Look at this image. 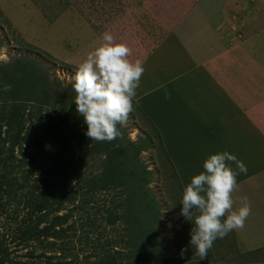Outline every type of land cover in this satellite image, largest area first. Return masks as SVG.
Returning a JSON list of instances; mask_svg holds the SVG:
<instances>
[{
    "label": "crops",
    "instance_id": "0c3cea01",
    "mask_svg": "<svg viewBox=\"0 0 264 264\" xmlns=\"http://www.w3.org/2000/svg\"><path fill=\"white\" fill-rule=\"evenodd\" d=\"M182 1L156 9L162 31L140 60L145 72L134 102L158 132L182 192L211 154L228 151L245 164L247 173L237 176L234 208L247 196L251 214L234 233L246 250L262 248L264 0Z\"/></svg>",
    "mask_w": 264,
    "mask_h": 264
},
{
    "label": "rangeland",
    "instance_id": "374dc122",
    "mask_svg": "<svg viewBox=\"0 0 264 264\" xmlns=\"http://www.w3.org/2000/svg\"><path fill=\"white\" fill-rule=\"evenodd\" d=\"M170 1L0 0V65L6 63L5 61L10 63L18 57L35 60L51 81L47 84L51 90L55 80L62 85L73 83L72 78L78 65L90 51L102 43V36L105 32L111 33L117 42L125 43L131 48V60H142L158 42L162 31L161 26L155 22L154 17L159 14V10L156 9L165 6L170 8ZM188 1L184 0L180 3L184 5ZM243 1L251 2V0ZM263 47L260 46V48ZM241 48H248V44H244ZM254 58L258 56L254 55ZM254 58L249 57L248 63L252 64ZM12 79L11 73L7 71L4 73L0 66V93H4V96L11 91L3 90L5 84L11 85V89L14 88ZM133 108L127 127L121 129L122 142L132 141L140 145L141 150L137 156L139 163L150 171L149 182L146 185L147 194L155 208H158V222L154 226L155 234H149L150 241L154 240L160 246L155 256L162 258L167 264H264V250L250 253L254 250H246L242 247V240L234 231L223 239L214 241L207 258L199 259L195 250L189 246L192 225L180 215L183 192L179 188V178L173 173L163 155L150 121L134 101ZM44 111L45 109L42 110ZM12 121L11 117L0 121L3 126L1 131L4 125L8 126L7 123H12ZM19 153L18 147H15L14 156L18 157ZM100 155L102 156L101 152ZM93 157L95 158H90L85 162L84 172L81 171V174L86 171H92V173L101 171L98 168V159H96L100 156ZM33 172L35 173L34 170ZM11 176L16 179V182L21 180L18 172H13ZM114 190L112 188V191ZM81 198L82 195H78L73 205ZM98 202L108 205L106 204L107 196L99 197ZM62 206L63 208L54 212L53 215H61L66 212L65 207H71L67 203ZM25 212L26 208L22 205L12 203L4 208L0 216V238L4 239L3 247L9 253V257H12L14 261L18 260L19 264H25L24 261L30 259L24 256L29 248H24L16 239V232L21 226L26 225V222L32 225V221L28 222L25 218ZM72 214L73 216L66 225L75 221L74 228L62 232L59 239L47 237L44 241L48 242L47 246L50 248L46 249V246L41 249L36 248L33 251L34 254L43 252L42 257L36 258V261L43 263L46 256L50 255L52 263L59 260L62 264H84L88 259L93 262L95 259L93 256L96 253L103 252L117 257L116 250H123L122 254L125 252L123 247L114 246L112 241L107 242L101 234H98V228L95 226L102 227L104 223L101 221L103 216H98L97 209L87 210L85 208L77 214V217L75 212ZM34 215L32 214V218ZM48 217L49 215L44 217L39 227L46 223ZM66 225L55 227V229H66ZM109 236L110 231L107 234V237ZM96 243L101 246L94 249ZM65 246L69 247L68 250L60 249ZM184 247H188V251L182 259L180 251ZM150 248L152 249L153 246L150 245ZM71 260H76V262H71Z\"/></svg>",
    "mask_w": 264,
    "mask_h": 264
},
{
    "label": "trees",
    "instance_id": "16d2710c",
    "mask_svg": "<svg viewBox=\"0 0 264 264\" xmlns=\"http://www.w3.org/2000/svg\"><path fill=\"white\" fill-rule=\"evenodd\" d=\"M0 66L4 73H11L14 85L5 96L0 93V121L10 117L13 120L4 125L3 131L0 124V216L12 203L26 208L25 218L32 225L26 222L16 232L17 242L29 248L24 256L30 259L25 264H62L59 260L52 263L50 255L40 263L35 259L42 257L43 252L34 254L33 251L43 246L50 248L44 241L47 237L59 239L62 232L73 229L75 221L66 225L72 212L77 217L85 208L97 209L104 223L102 227L95 226L98 234L114 246L120 245L125 252L116 250L117 257L96 253L93 262L88 259L84 264H167L155 256L160 246L149 237L150 233L155 234L158 208L148 198L146 185L150 171L139 163L140 145L132 141L123 143V138L101 145L87 137V125L76 111L72 83L62 85L55 80L50 90L47 84L51 81L35 60L18 57ZM153 130L171 167L158 132ZM15 147L20 152L18 157L13 154ZM95 155L100 156L96 159L101 171L81 174L85 162ZM13 172H18L21 180L16 182L11 176ZM179 188L182 192L180 185ZM78 195L82 198L73 205ZM101 196H107L108 205L99 204ZM64 203L71 207H65L66 212L61 215H53ZM32 214H35L33 218ZM47 215L46 223L39 227ZM61 225L67 228L55 229ZM3 245L4 239L0 238V264H19L9 257ZM94 246L95 249L101 245ZM263 250L264 247L250 253Z\"/></svg>",
    "mask_w": 264,
    "mask_h": 264
},
{
    "label": "clouds",
    "instance_id": "9594fccd",
    "mask_svg": "<svg viewBox=\"0 0 264 264\" xmlns=\"http://www.w3.org/2000/svg\"><path fill=\"white\" fill-rule=\"evenodd\" d=\"M131 54L127 44L117 42L111 33L105 32L102 43L87 54L72 78L76 111L84 118L85 135L92 141L122 138L121 129L128 125L145 72L140 60L130 59ZM3 90L10 91L11 85L5 84ZM170 98L165 88V99ZM203 169L184 187L180 202V215L192 225L189 246L200 260L207 258L214 241L243 229L251 214L247 196L239 197L240 206L234 208L233 193L239 188L237 176L247 173L242 161L228 151L218 152L208 156ZM187 251L188 247L181 249L182 259Z\"/></svg>",
    "mask_w": 264,
    "mask_h": 264
}]
</instances>
